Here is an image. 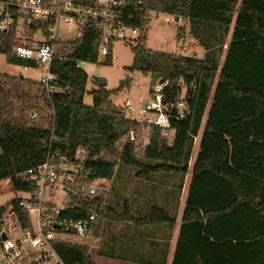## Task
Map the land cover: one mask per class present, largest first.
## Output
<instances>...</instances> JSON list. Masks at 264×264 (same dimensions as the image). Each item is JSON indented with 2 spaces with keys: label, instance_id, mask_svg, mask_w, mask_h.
Segmentation results:
<instances>
[{
  "label": "trees",
  "instance_id": "1",
  "mask_svg": "<svg viewBox=\"0 0 264 264\" xmlns=\"http://www.w3.org/2000/svg\"><path fill=\"white\" fill-rule=\"evenodd\" d=\"M159 12L188 20L190 34L206 55L147 48L150 16ZM133 24L142 33L131 48L130 71L150 76L151 95L166 82L162 95L168 108L182 97L188 104L184 118L171 116L174 140L152 126L149 144L141 143L144 127L113 101L130 86L129 76L113 90L96 79L97 88L88 91V74L76 62L97 63L101 41L100 34L88 30L66 45L65 61L54 62L59 83L50 98L37 81L0 74V195L33 192L29 169L45 162L50 152L70 155L80 147L97 157L88 164L95 178L111 180L119 165L135 167L141 178L157 173L185 178L216 83L171 264H264V0H144ZM15 45L12 34L0 32V53L13 65L30 64L14 56ZM214 45L218 53L210 56ZM224 46L219 68L217 55ZM110 58L109 52L105 62ZM87 92L92 105L85 103ZM131 130L137 141L130 140ZM70 207L77 218L97 213L95 236L105 222L176 226V218L158 206L138 217L128 205L119 212L103 192L92 198L77 195ZM11 213L23 226L30 224L22 197L0 206V242ZM55 247L66 264H93L88 244L57 242Z\"/></svg>",
  "mask_w": 264,
  "mask_h": 264
},
{
  "label": "built area",
  "instance_id": "2",
  "mask_svg": "<svg viewBox=\"0 0 264 264\" xmlns=\"http://www.w3.org/2000/svg\"><path fill=\"white\" fill-rule=\"evenodd\" d=\"M143 4L144 0H0V32L14 36V56L30 64L17 66L6 55L0 53V57L25 72L37 71V79L18 77L39 82L50 98L59 83L52 66L66 60V45L93 30L101 37L99 57H105L115 41H132L141 35L142 29L133 24V18ZM81 64L77 61L76 67L81 68ZM166 84L155 86L154 95L135 119L144 127L140 139L143 145L149 144L148 131L152 126L160 128L163 138L172 142L176 132L171 124L173 112L177 118L187 115L188 104L183 97L172 108L164 104L162 91ZM31 117L37 115L31 113ZM129 138L138 140L133 130ZM96 160L80 147L70 155L50 152L45 162L27 171L36 184L33 192H24L27 196L22 197L30 224L23 226L14 213L9 214L1 233L0 264H66L55 244H83L95 235L97 213L73 217L70 204L77 195L92 198L100 194V183L107 179L95 178L88 167Z\"/></svg>",
  "mask_w": 264,
  "mask_h": 264
},
{
  "label": "rangeland",
  "instance_id": "3",
  "mask_svg": "<svg viewBox=\"0 0 264 264\" xmlns=\"http://www.w3.org/2000/svg\"><path fill=\"white\" fill-rule=\"evenodd\" d=\"M148 28L147 48L155 51L179 53L183 55L196 54L200 58L204 57L202 50L199 49V41L190 34L187 20L183 19L176 21L170 14L160 12L152 13ZM179 31L180 37H178ZM192 42L197 43V46H192ZM133 45H135V40H117L110 48V62H105V57L100 56L97 63L82 62L81 68L89 77L87 83L88 91L97 88L95 80L97 79L99 81V77H104L107 80V83L104 85L106 89L113 90L118 88L121 82L129 76L131 79L130 86L123 89L117 96L113 97V101L125 110L132 108V114H130V117L132 119H138V113L141 107L146 101L151 99L152 95L150 94V76L137 71H130L134 60V54L131 49ZM217 57L219 59V68H221L224 56L223 54L220 56L218 54ZM0 74L10 75L12 77L24 75V77L32 79H37L39 76L37 71L30 70L25 72L19 67L6 63L2 57H0ZM85 103L87 105H92L93 103L92 95L88 92L85 95ZM197 149L198 145L197 143H194L189 162L190 170L185 178L163 173L154 174L150 178H141L136 176L135 167L119 165L111 180H106L100 183V193L103 192L108 203L119 212L124 211L126 205L132 208V210H144L139 212L140 214L132 212L135 216H140L145 215L144 213L147 214L153 206L158 204L156 203V199H158L160 195L157 197L156 190L161 192V190H165L164 188H169L172 183L173 185L179 184L180 188L178 187L179 189H174V195L172 198L174 199V210L177 208L179 213L177 214L176 212L171 211H169V213L170 216L177 219L178 228H180ZM174 188L176 187L174 186ZM26 196L27 195L24 192L5 193L0 195V206L7 204L16 197ZM178 196L179 203L177 206ZM139 202L143 203L141 208L136 205L137 203L139 204ZM167 210L172 209L168 207L166 211ZM9 221H13V218L9 217ZM94 237L95 235L86 239L83 244L92 245L95 240ZM77 240L80 241V239ZM89 253L91 259L93 258L97 261L96 256H94L96 253V247H94V245L90 247ZM151 257V255L143 256V260L150 259ZM157 264L169 263L163 261Z\"/></svg>",
  "mask_w": 264,
  "mask_h": 264
},
{
  "label": "crops",
  "instance_id": "4",
  "mask_svg": "<svg viewBox=\"0 0 264 264\" xmlns=\"http://www.w3.org/2000/svg\"><path fill=\"white\" fill-rule=\"evenodd\" d=\"M191 36L193 37V35ZM228 42L229 39L226 43ZM192 43H193L192 46H197V43L195 42ZM199 49L202 50V53L205 56L207 50L200 45H199ZM217 50H218L217 46L214 45L209 50L212 52L210 56H214V55L216 56V54L218 53ZM225 50L226 47H224V51L222 53L220 52L219 54L220 55L223 54V56L225 57V53H226ZM224 57L221 64H223L224 62ZM215 87H216V83L213 84L212 86L210 99L207 104L203 121L201 123L200 131L198 135L195 137L194 143H197L198 145V149L195 154V159L199 151L200 140L203 131L205 129L208 111L212 103ZM127 113L128 116L130 117V114H132V108H128ZM177 185H173L172 183L169 188H164L165 190L163 191L161 190V192L156 190L157 197H159L158 195H160V197L156 199V203H158L156 204V206L162 207L165 210L168 207H170L172 210H167L168 213L169 211H171V212H176L178 214L179 211L177 210V208L176 210H174V205H173L174 199H172L174 195V189H177L179 187V184ZM174 186L176 188H174ZM178 203H179V196H178L177 206ZM136 205L139 208H141L143 206V203L139 202V204L137 203ZM141 211L144 210H132L131 208V213L132 212L139 213ZM132 215L134 214L132 213ZM179 232H180V228H178L177 219H176V226L174 227L173 230H171L165 224L139 226L130 221L105 222L102 225L100 231L98 232V235L94 237L95 239L94 242L92 243V245L89 246L91 247L94 245V247H96V253L94 256H96L98 264H155V263L157 264L163 261L164 262L166 261L167 263L171 264L176 249ZM148 255H151L152 257L150 259L148 258L143 260V256H148ZM91 260L93 264H97L96 260H94L93 258Z\"/></svg>",
  "mask_w": 264,
  "mask_h": 264
},
{
  "label": "water",
  "instance_id": "5",
  "mask_svg": "<svg viewBox=\"0 0 264 264\" xmlns=\"http://www.w3.org/2000/svg\"><path fill=\"white\" fill-rule=\"evenodd\" d=\"M175 20L178 21L179 17H175ZM99 82L102 86H104L107 83V80L104 77H99ZM6 236L3 234L2 239H5Z\"/></svg>",
  "mask_w": 264,
  "mask_h": 264
}]
</instances>
